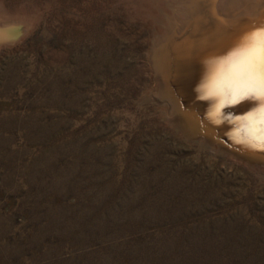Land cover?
<instances>
[{"label":"rangeland","instance_id":"1","mask_svg":"<svg viewBox=\"0 0 264 264\" xmlns=\"http://www.w3.org/2000/svg\"><path fill=\"white\" fill-rule=\"evenodd\" d=\"M174 1L0 0V264H264V166L157 93Z\"/></svg>","mask_w":264,"mask_h":264},{"label":"bare ground","instance_id":"2","mask_svg":"<svg viewBox=\"0 0 264 264\" xmlns=\"http://www.w3.org/2000/svg\"><path fill=\"white\" fill-rule=\"evenodd\" d=\"M174 5L151 26L149 56L157 93L171 105L167 119L188 141L264 166V149L242 142L247 138L239 119L256 111L258 101L226 106L218 116L213 113L219 99L205 98L201 91L218 62L242 49L254 33L261 31L264 0H175ZM7 30L0 32V39L7 37Z\"/></svg>","mask_w":264,"mask_h":264},{"label":"snow or ice","instance_id":"3","mask_svg":"<svg viewBox=\"0 0 264 264\" xmlns=\"http://www.w3.org/2000/svg\"><path fill=\"white\" fill-rule=\"evenodd\" d=\"M220 72L202 86L205 98H218L213 115H222L226 106L244 100H257L260 107L239 118L246 140L253 147L264 149V26L249 38L240 50L218 62ZM225 119H231L225 116Z\"/></svg>","mask_w":264,"mask_h":264},{"label":"clouds","instance_id":"4","mask_svg":"<svg viewBox=\"0 0 264 264\" xmlns=\"http://www.w3.org/2000/svg\"><path fill=\"white\" fill-rule=\"evenodd\" d=\"M219 72H220V66L218 64V66L216 67L215 71L213 72V75L211 78L215 79Z\"/></svg>","mask_w":264,"mask_h":264},{"label":"water","instance_id":"5","mask_svg":"<svg viewBox=\"0 0 264 264\" xmlns=\"http://www.w3.org/2000/svg\"><path fill=\"white\" fill-rule=\"evenodd\" d=\"M200 138H202V137H201V136H200V137H197L196 140H198V139H200Z\"/></svg>","mask_w":264,"mask_h":264}]
</instances>
